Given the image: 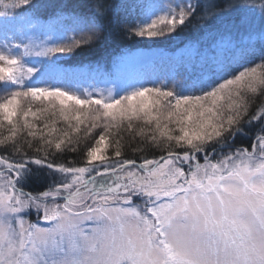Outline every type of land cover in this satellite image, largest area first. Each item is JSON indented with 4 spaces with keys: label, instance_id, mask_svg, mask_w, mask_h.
Returning a JSON list of instances; mask_svg holds the SVG:
<instances>
[{
    "label": "snow or ice",
    "instance_id": "obj_1",
    "mask_svg": "<svg viewBox=\"0 0 264 264\" xmlns=\"http://www.w3.org/2000/svg\"><path fill=\"white\" fill-rule=\"evenodd\" d=\"M193 26L170 81L65 66ZM0 264H264V0H0Z\"/></svg>",
    "mask_w": 264,
    "mask_h": 264
},
{
    "label": "trees",
    "instance_id": "obj_2",
    "mask_svg": "<svg viewBox=\"0 0 264 264\" xmlns=\"http://www.w3.org/2000/svg\"><path fill=\"white\" fill-rule=\"evenodd\" d=\"M153 0H129L132 4H152ZM134 12L138 11L133 9ZM67 37L71 38L75 33L68 25ZM202 33L195 27L186 28L184 31L177 29L171 34L165 48L163 57H159L157 62L138 66H127L123 64V59L129 57L132 52L144 49L146 43L143 38L133 36L131 39L105 40L92 47L81 46L74 49L70 58L65 61V66L71 68L76 74L82 86L104 87L110 85L109 81L119 78L121 81L156 80L157 78L172 77L173 66L178 58L187 57L195 47L196 41ZM90 142V140H89ZM136 141L132 140L131 144ZM35 143V141H34ZM124 155L139 158V153H133L129 135H124ZM238 144H250V141H237ZM83 147V145H81ZM111 151V150H110ZM70 156L75 155L73 153ZM26 191L37 192V186H26ZM30 219L35 220V215Z\"/></svg>",
    "mask_w": 264,
    "mask_h": 264
},
{
    "label": "rangeland",
    "instance_id": "obj_3",
    "mask_svg": "<svg viewBox=\"0 0 264 264\" xmlns=\"http://www.w3.org/2000/svg\"><path fill=\"white\" fill-rule=\"evenodd\" d=\"M167 2L168 0H153L152 4L167 3ZM172 33H168L163 37L154 38L153 40H148L147 38H143L146 43L145 48L132 52V54L129 55V57L123 59L122 61L123 64L133 67V66L157 62L158 61L156 60L157 58L164 56L165 48L169 44L168 40L171 37ZM104 87H113V85L110 83V85H106ZM39 106L40 105L37 104V105H34L33 107L35 108ZM36 123L42 124L43 121H36ZM132 123H133L134 128L143 126L147 129V126L143 125L142 121L134 120ZM125 124H127V121H125ZM65 126L66 125L64 124L63 121H59L57 123V127H65ZM99 131H101V129L99 128L95 129V131L93 132V135H95V133ZM124 135H129V134L127 132H124Z\"/></svg>",
    "mask_w": 264,
    "mask_h": 264
}]
</instances>
